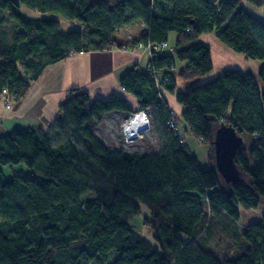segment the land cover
I'll return each mask as SVG.
<instances>
[{"label":"trees","instance_id":"trees-1","mask_svg":"<svg viewBox=\"0 0 264 264\" xmlns=\"http://www.w3.org/2000/svg\"><path fill=\"white\" fill-rule=\"evenodd\" d=\"M19 1L53 16L28 17L20 3L0 0V97L7 89L12 101H21L48 66L72 54L169 43L175 32L173 49L155 53L153 62L171 77L164 90L184 106L182 131L212 148L222 123L252 138L237 154L241 179L222 183L167 126L168 103L147 69L127 70L120 84L161 121L165 142L157 152L109 147L94 128L108 112H130L128 101L74 88L47 131L0 134V264H264V212L237 228L241 210L264 203V22L242 0ZM57 17L80 27L65 29ZM133 22L144 25L139 37L118 41L117 28ZM209 32L261 68L256 75L226 69L177 90V77L192 81L213 70L211 48L200 38ZM178 60L186 64L176 74ZM19 164L28 173L7 177L2 169ZM141 203L154 243L130 223ZM219 228L231 230L236 245L224 256L209 244Z\"/></svg>","mask_w":264,"mask_h":264},{"label":"crops","instance_id":"crops-1","mask_svg":"<svg viewBox=\"0 0 264 264\" xmlns=\"http://www.w3.org/2000/svg\"><path fill=\"white\" fill-rule=\"evenodd\" d=\"M15 1L20 3L19 0ZM242 4L247 12L264 22V0H242ZM20 9L32 18L53 16L32 10L21 3ZM57 18L65 29L79 28L78 21L74 27L71 25L74 21L69 22L61 17ZM62 21L69 25L62 24ZM176 38L175 32L169 34L168 41L170 43V39L172 40V44L170 43L172 46ZM200 38L211 48L213 70L192 81L177 77V90L187 89L197 82L211 80L226 69H239L243 72L257 74L262 66L261 61L247 58L244 53H238L222 43L214 32L204 33ZM148 60L149 55L142 48L113 47L75 53L59 63L48 66L31 84L29 91L21 101H12L11 107L8 108L3 97H0L1 134L7 135L16 128L47 131L56 119L59 105L74 88L86 91L92 98L106 99L115 93L123 96L131 109L139 107L137 98L121 86L120 78L127 70L135 66L146 69ZM185 64V61H180L178 66L176 62V74ZM165 93L169 106L177 112H182L184 106L177 102L176 93L168 91ZM110 113H114L120 119L127 115V112L119 110L107 114Z\"/></svg>","mask_w":264,"mask_h":264},{"label":"rangeland","instance_id":"rangeland-1","mask_svg":"<svg viewBox=\"0 0 264 264\" xmlns=\"http://www.w3.org/2000/svg\"><path fill=\"white\" fill-rule=\"evenodd\" d=\"M71 1L73 2L74 0ZM64 23L66 24V26L69 25L67 22L62 21V24ZM76 23H77L76 21L71 22V25L75 27ZM79 27H80V23H79ZM143 30H144V25L142 22H133L131 24L123 25L117 28L115 37L116 39H118V41H121V43H123L128 40H135L136 38L139 37V35ZM170 43L172 44L171 39H170ZM123 48L127 49L128 47L123 46ZM164 50L165 49H163L162 51ZM145 51L149 55L148 50ZM149 59H150V55H149ZM176 62L177 65L179 66L180 61H176ZM171 70H173L174 73H176L174 66L171 68ZM162 85L164 86V84H161L160 87L157 86V88L160 92L163 93L162 99H164L168 103V100L166 98V93ZM260 85L261 88H263V85L262 84ZM168 108L170 109V114H171L169 119H171V117L172 118L174 117V120L176 121L175 130L180 134L175 136L177 138L181 137L183 139L182 143H186L190 152L197 157L198 162L202 167H206V168L211 167L217 170L216 161L214 157L215 156L214 148L211 147V144L204 141L205 139L203 137H197L194 134H192L190 131H186V130L182 131L181 121L179 119L181 112H177L173 107H170L169 103H168ZM139 109L142 108L137 107L135 109H132L130 112H127V115L124 116L122 119L118 118L114 113H110V114L106 113L107 115L105 114L103 119L94 128V133L97 135L99 139H101L109 147L114 149L121 148L136 153L160 151V149L162 148L165 142L161 132L162 124L157 116L151 115L150 108L148 110L151 121L150 126L147 129H145L142 132L141 136H139L138 138L132 141H128L126 139L125 129H124L125 121L126 119L129 118L130 113H132L133 111H137ZM168 121L166 124L168 127H170L168 125ZM242 136L244 137L245 144L248 145L252 137L247 133H242ZM2 169L7 177H11L13 174L28 173V168L24 166V164L5 166L2 167ZM218 173L221 182L227 183L225 179L222 177L221 173L220 172ZM263 212H264V203H261L259 207L256 209L241 210V219L238 221L237 224L238 231H243L251 223L258 221L261 218ZM145 216L150 217V212L148 208L141 203V213L139 215L132 216L130 219V223L146 239L154 243L152 230L144 224ZM230 228L233 229L232 227ZM221 230L222 228L216 229L212 234H210L209 244L214 250H216L219 254L224 256L225 254L232 253L235 250L236 245H234L235 240L232 237V233L234 232V229L233 232L229 229L228 230L223 229L222 231Z\"/></svg>","mask_w":264,"mask_h":264},{"label":"built area","instance_id":"built-area-1","mask_svg":"<svg viewBox=\"0 0 264 264\" xmlns=\"http://www.w3.org/2000/svg\"><path fill=\"white\" fill-rule=\"evenodd\" d=\"M137 47L142 48L144 50H148L150 59L146 69L154 77L157 86L160 87L161 84L170 81L171 77L169 75L166 76L161 75L159 71L155 68L153 62L154 53L160 52L165 48H169L170 50L173 49L172 47H170L169 43L168 42H162V43L149 42L148 44L139 43ZM2 93H3L2 97L6 103V106L10 107L12 100L11 97L8 95L7 89H3ZM148 110L149 107L142 108L137 111H133L132 113H130L129 118L126 119L124 124V129H125V136L128 141H132L138 138L139 136H141L142 132L150 126L151 121ZM175 124L176 121L174 120V117L173 118L171 117V119H169L168 121V125L173 129L174 135L177 136L180 134L175 130ZM1 131L2 130L0 128V134ZM179 138H180V142H182L183 139L181 137Z\"/></svg>","mask_w":264,"mask_h":264},{"label":"water","instance_id":"water-1","mask_svg":"<svg viewBox=\"0 0 264 264\" xmlns=\"http://www.w3.org/2000/svg\"><path fill=\"white\" fill-rule=\"evenodd\" d=\"M244 143L242 133H239L231 124L222 123L215 128L212 145L217 171L221 173L227 183L241 179L236 159Z\"/></svg>","mask_w":264,"mask_h":264}]
</instances>
